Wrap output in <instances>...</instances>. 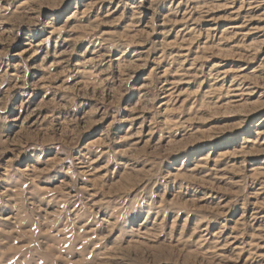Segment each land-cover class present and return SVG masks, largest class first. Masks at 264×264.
<instances>
[{
	"label": "rangeland",
	"instance_id": "374dc122",
	"mask_svg": "<svg viewBox=\"0 0 264 264\" xmlns=\"http://www.w3.org/2000/svg\"><path fill=\"white\" fill-rule=\"evenodd\" d=\"M0 264H264V0H0Z\"/></svg>",
	"mask_w": 264,
	"mask_h": 264
},
{
	"label": "bare ground",
	"instance_id": "6f19581e",
	"mask_svg": "<svg viewBox=\"0 0 264 264\" xmlns=\"http://www.w3.org/2000/svg\"><path fill=\"white\" fill-rule=\"evenodd\" d=\"M232 91V90H231ZM236 102V101H235Z\"/></svg>",
	"mask_w": 264,
	"mask_h": 264
}]
</instances>
